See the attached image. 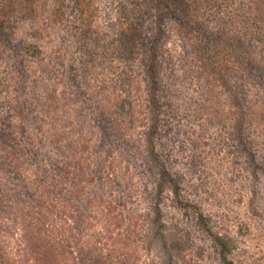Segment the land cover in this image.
Returning a JSON list of instances; mask_svg holds the SVG:
<instances>
[{
	"label": "rangeland",
	"instance_id": "rangeland-1",
	"mask_svg": "<svg viewBox=\"0 0 264 264\" xmlns=\"http://www.w3.org/2000/svg\"><path fill=\"white\" fill-rule=\"evenodd\" d=\"M174 1L153 110L152 0H0L2 264L35 263L48 245L33 229L38 204L76 189L84 206L111 203L137 264L157 263L143 247L157 180L148 130L189 204L162 195L173 264H222L197 210L229 238L233 264H264V0Z\"/></svg>",
	"mask_w": 264,
	"mask_h": 264
},
{
	"label": "trees",
	"instance_id": "trees-1",
	"mask_svg": "<svg viewBox=\"0 0 264 264\" xmlns=\"http://www.w3.org/2000/svg\"><path fill=\"white\" fill-rule=\"evenodd\" d=\"M152 1L155 7L160 9L155 16L156 32L150 39V45L147 48L145 73L149 83L147 102L152 105L154 110L157 108V45L163 33L162 25L165 19L167 17L176 18L177 10L174 0ZM225 43L226 46L233 47V44ZM117 107L123 109L122 101ZM152 132V130H148V132H145V136L149 145V159L157 168V180L151 208V230L143 239V247L148 254L151 252L156 253L157 263L155 264H173L172 255L167 249L164 225L161 222L160 203L162 195L166 189H170L179 207L186 208L189 204L183 203L180 199L177 181L155 152ZM72 195L71 198H62L59 202L54 200L50 202L48 207L44 206V202L38 204L41 210H39V216L34 219L33 229L37 237L39 234L47 235L48 240L46 243L48 245H42L41 248H44L43 255L39 251L34 252L38 253L34 259V264H42L40 261L41 256L47 257L48 264H104L106 259L113 261V259H110L113 255L115 260L112 264H137L134 257L136 254L129 248L131 242L129 237L122 239V233L119 232L120 224L116 226L115 221L117 220L112 221V218L108 217L112 214L113 206L110 205L111 203H105L99 195H93L86 202L88 206H84L81 199V189H76ZM40 197L42 198V196ZM195 213L197 223L208 234L215 246L220 262L222 264H233L229 259L231 252L229 238L214 232L208 226V218L200 211L197 210ZM115 216L113 217L117 219L116 214ZM1 227L0 224V230ZM23 229L25 228L23 227ZM26 238H28L27 234L23 233L21 236L22 245L27 241ZM53 238L56 241H53ZM50 244L51 246H49ZM0 264H2L1 259Z\"/></svg>",
	"mask_w": 264,
	"mask_h": 264
}]
</instances>
